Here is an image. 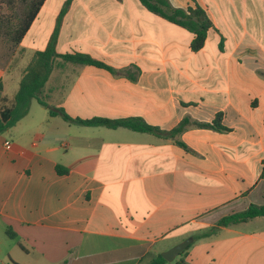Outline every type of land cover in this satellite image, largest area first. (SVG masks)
I'll list each match as a JSON object with an SVG mask.
<instances>
[{
    "label": "crops",
    "instance_id": "1",
    "mask_svg": "<svg viewBox=\"0 0 264 264\" xmlns=\"http://www.w3.org/2000/svg\"><path fill=\"white\" fill-rule=\"evenodd\" d=\"M65 1L43 2L22 57L45 48ZM167 1L205 11L212 27L200 50L138 0H71L55 51L114 72L56 59L62 74L53 67L43 96L72 118H140L164 132L190 124L162 138L68 123L40 105L36 119L31 101L0 143V264H147L188 238L166 264H264V217L209 233L264 205V0ZM25 68L11 98L1 78L6 102Z\"/></svg>",
    "mask_w": 264,
    "mask_h": 264
},
{
    "label": "trees",
    "instance_id": "2",
    "mask_svg": "<svg viewBox=\"0 0 264 264\" xmlns=\"http://www.w3.org/2000/svg\"><path fill=\"white\" fill-rule=\"evenodd\" d=\"M44 1L45 0H29L25 3L21 17H19L15 26L9 28L7 32V37L13 45H18L21 42ZM70 1L71 0H66L60 10L56 18L55 27L45 48L41 51L35 52L30 63L26 67L24 74L19 81L18 89L13 97L12 104L10 106H2L0 108V133L13 127L16 122L27 114L32 100H35L40 106L46 108L50 116H60L63 121L76 125L91 127L102 126L108 129L121 127L134 132L148 133L162 138L173 137L184 131V129L190 124V121L187 118L181 120L180 123L171 131L164 132L160 131L157 127L147 124L140 118L129 117L109 119L104 117H94L83 120L80 118H72L62 109H52L47 105L45 97L43 96V88L51 74L56 59H59L63 64L69 63L78 66L89 65L106 69L111 73L114 72V70L109 66L92 59L86 54H58L55 51L59 25ZM138 1L149 12L154 13L168 22L191 33L193 37L189 44V48L192 52H196L203 47L207 31L210 27H212V24L205 11L200 6L194 4L193 6H188L185 9H179L171 7L167 0ZM2 100L5 101V98H2ZM193 125L199 127H210L212 129H215V126H217L216 123H214V126L213 124L209 125L205 123H193ZM56 172L61 174L65 173V170H63L60 166H57ZM261 177L264 178V165L262 167ZM256 217H264V205L251 204L241 212L222 217L218 220L214 227L210 228L209 233L215 232L218 227H227L230 225L244 223ZM5 234L10 239H14L16 237L9 227L5 229ZM147 264H166V261L160 255H157L150 258ZM175 264H180V262L178 261Z\"/></svg>",
    "mask_w": 264,
    "mask_h": 264
},
{
    "label": "rangeland",
    "instance_id": "3",
    "mask_svg": "<svg viewBox=\"0 0 264 264\" xmlns=\"http://www.w3.org/2000/svg\"><path fill=\"white\" fill-rule=\"evenodd\" d=\"M28 1L29 0H0V81L1 78L6 81L4 93L9 98H11L15 92L16 80L20 77L22 69L25 66L27 67L31 60H29V56L22 57L23 55L17 49V45H13L9 41L7 37V32L9 28L15 26L16 22L19 20V17H21L22 15L25 3H27ZM43 22H46V18L44 17ZM46 31V29L43 30V34L41 36L42 38L45 37ZM54 68L55 70L53 77H60V75L62 74V70H60V68L58 70V66H54ZM10 71L13 72L8 74ZM2 98L3 97L1 85L0 108L2 106H10L12 104V101L6 102V99L5 101H3ZM31 104L32 114H34L35 118L38 119L40 115L44 112V109L40 107L35 100H32ZM4 132L0 133V143L4 139ZM1 151L4 152V150ZM0 157L2 158V156Z\"/></svg>",
    "mask_w": 264,
    "mask_h": 264
},
{
    "label": "water",
    "instance_id": "4",
    "mask_svg": "<svg viewBox=\"0 0 264 264\" xmlns=\"http://www.w3.org/2000/svg\"><path fill=\"white\" fill-rule=\"evenodd\" d=\"M191 239L188 238L179 244L173 246L171 249L167 250L166 252H163L160 254V256L166 261V262H172L190 243Z\"/></svg>",
    "mask_w": 264,
    "mask_h": 264
},
{
    "label": "built area",
    "instance_id": "5",
    "mask_svg": "<svg viewBox=\"0 0 264 264\" xmlns=\"http://www.w3.org/2000/svg\"><path fill=\"white\" fill-rule=\"evenodd\" d=\"M4 145H5L6 148L10 147V143L9 142H5Z\"/></svg>",
    "mask_w": 264,
    "mask_h": 264
}]
</instances>
